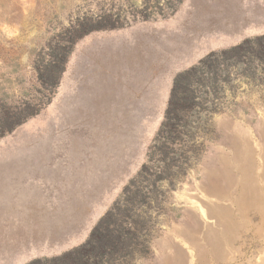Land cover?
<instances>
[{
    "label": "rangeland",
    "instance_id": "374dc122",
    "mask_svg": "<svg viewBox=\"0 0 264 264\" xmlns=\"http://www.w3.org/2000/svg\"><path fill=\"white\" fill-rule=\"evenodd\" d=\"M169 1L0 0L1 107L39 94L34 61L67 43L73 20L111 11L121 25L77 40L41 111L0 138V174L14 180L2 264L84 243L145 163L155 168L127 217L136 238L112 264H264L260 87L233 81L172 136L185 152L170 139L148 157L175 76L259 35L228 24L235 4L250 20L264 0H182L174 13Z\"/></svg>",
    "mask_w": 264,
    "mask_h": 264
},
{
    "label": "trees",
    "instance_id": "16d2710c",
    "mask_svg": "<svg viewBox=\"0 0 264 264\" xmlns=\"http://www.w3.org/2000/svg\"><path fill=\"white\" fill-rule=\"evenodd\" d=\"M181 2L172 0L167 2V6L174 13ZM119 26L117 16L111 11L73 20L67 28V43L57 40L34 61L36 79L42 87L39 94L33 99L26 98L7 107L0 106V138L41 111L49 100V94L59 85L68 56L77 40L92 31ZM233 81L237 82L234 86L245 83L264 91V33L247 37L231 47L212 51L175 76L164 119L149 147V159L153 158L156 148H164L172 136L180 132L179 127L186 128L193 114L204 107L205 102L211 101L215 93H224L232 87ZM171 143L176 155L185 152L175 139ZM180 150L183 151L180 153ZM151 168L153 171L155 166L149 168L147 163L141 167L113 207L96 223L84 243L60 255L36 258L26 264H112L118 254L130 253L136 232L134 220L127 217H132L131 213L137 210L133 208L135 203L144 196L141 185Z\"/></svg>",
    "mask_w": 264,
    "mask_h": 264
},
{
    "label": "crops",
    "instance_id": "0c3cea01",
    "mask_svg": "<svg viewBox=\"0 0 264 264\" xmlns=\"http://www.w3.org/2000/svg\"><path fill=\"white\" fill-rule=\"evenodd\" d=\"M245 11L241 10L236 4L234 7V18L232 21H229L228 27L233 33L238 31L237 35L241 37V31L245 30L249 34H262L264 33V5L257 6L256 10L252 13L257 14L258 16L255 19L248 20L244 18L241 20L240 13L243 15ZM245 17V16H244ZM227 26V25H226ZM247 34V35H249ZM13 175L11 174H0V264L3 262L2 258V221H1V210L2 208H11L12 199H11V190L13 189L14 180ZM14 204V203H13ZM16 256L8 264H18Z\"/></svg>",
    "mask_w": 264,
    "mask_h": 264
}]
</instances>
